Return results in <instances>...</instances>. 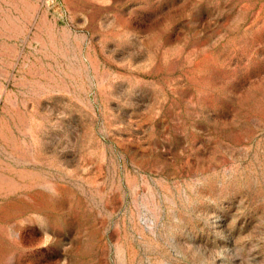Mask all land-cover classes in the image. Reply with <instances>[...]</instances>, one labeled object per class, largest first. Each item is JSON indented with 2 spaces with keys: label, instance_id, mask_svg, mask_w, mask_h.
Here are the masks:
<instances>
[{
  "label": "rangeland",
  "instance_id": "374dc122",
  "mask_svg": "<svg viewBox=\"0 0 264 264\" xmlns=\"http://www.w3.org/2000/svg\"><path fill=\"white\" fill-rule=\"evenodd\" d=\"M0 264H264V0H0Z\"/></svg>",
  "mask_w": 264,
  "mask_h": 264
}]
</instances>
